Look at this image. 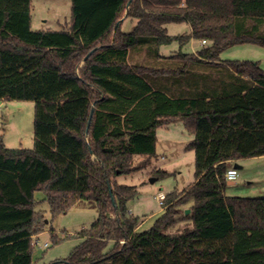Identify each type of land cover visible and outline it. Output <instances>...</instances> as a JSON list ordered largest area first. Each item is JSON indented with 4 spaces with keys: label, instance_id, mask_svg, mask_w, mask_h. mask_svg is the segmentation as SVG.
Here are the masks:
<instances>
[{
    "label": "trees",
    "instance_id": "obj_1",
    "mask_svg": "<svg viewBox=\"0 0 264 264\" xmlns=\"http://www.w3.org/2000/svg\"><path fill=\"white\" fill-rule=\"evenodd\" d=\"M33 9L0 0V100L35 103L32 149L0 135V264H35L33 239L48 224L37 192L52 219L80 202L98 212L52 264H264V198L225 195L231 162L264 157V71L220 59L233 46L264 47V0H71L60 31H34ZM171 23L190 33L172 37ZM173 40L207 44L164 56ZM177 121L194 136L195 183L167 194L139 232L127 206L137 189L117 179L148 167L157 130Z\"/></svg>",
    "mask_w": 264,
    "mask_h": 264
},
{
    "label": "rangeland",
    "instance_id": "obj_2",
    "mask_svg": "<svg viewBox=\"0 0 264 264\" xmlns=\"http://www.w3.org/2000/svg\"><path fill=\"white\" fill-rule=\"evenodd\" d=\"M33 2L36 29L60 31L59 24L65 23L66 20L70 21L71 0H33ZM134 25L131 19H127L122 30L131 32ZM167 28L172 37L183 36L189 32V26L186 23H171L167 25ZM202 47L203 45L198 40H191L183 47L177 40H173L169 45L162 46L160 52L164 56H171L179 51L194 53L193 48L199 51ZM220 59L222 61L257 62L264 71V47L259 45L246 44L230 47L220 54ZM34 109L35 103L32 101L4 103L0 110V135L4 134V144L8 148H33ZM193 138V134L188 131L183 121L159 128L156 157L152 159L149 166L117 179L119 184L133 186L137 189L136 197L127 206L129 212L140 219L139 232L151 229L161 216L163 212V206L159 201L161 195L166 196L175 190L183 191L195 183V153L188 149ZM143 160L136 158L135 163L141 165ZM236 164L242 169L238 170L239 175L234 184H227L225 195L264 198V157L242 159ZM155 170H163L169 175L158 180L151 177ZM151 179L157 180L152 183ZM35 199L40 203L36 210L44 211L48 222L46 230L33 239V246L38 241V245L33 247L35 264H52L68 258L83 241L79 234L84 230H89L97 221V210L90 203L80 202L67 214L52 219L44 194L37 192ZM184 226H186L184 222L176 224L169 229V232H174L177 228ZM56 239L58 243L55 242ZM46 244L47 247H45ZM113 248L114 243L110 242L105 252H110Z\"/></svg>",
    "mask_w": 264,
    "mask_h": 264
},
{
    "label": "built area",
    "instance_id": "obj_3",
    "mask_svg": "<svg viewBox=\"0 0 264 264\" xmlns=\"http://www.w3.org/2000/svg\"><path fill=\"white\" fill-rule=\"evenodd\" d=\"M200 43L205 46L207 44V42L205 40L200 41ZM194 53H196L197 51L193 48ZM238 170L235 168H230L227 173L225 174V178L227 182H235L238 178ZM165 200V196L161 195L159 198L160 204L163 206ZM35 245H38V241H36ZM48 245L46 244L45 247H47Z\"/></svg>",
    "mask_w": 264,
    "mask_h": 264
},
{
    "label": "crops",
    "instance_id": "obj_4",
    "mask_svg": "<svg viewBox=\"0 0 264 264\" xmlns=\"http://www.w3.org/2000/svg\"><path fill=\"white\" fill-rule=\"evenodd\" d=\"M33 6H34V2H33ZM34 8H35V6H34ZM44 22V21H43ZM46 22V21H45ZM69 21H65V23H68ZM47 23V22H46ZM61 24L62 23H60L59 25L61 26ZM32 29L34 30V31H43V30H41V29H36L35 28V16H34V9H33V14H32ZM44 31H46V30H44ZM51 31V30H50ZM189 33H190V27H189ZM7 102V100H0V110H1V108L3 107V105H4V103H6ZM263 158V157H262ZM237 162V161H236ZM236 162H231V164H230V168H234L233 166L236 164ZM242 168V167H241ZM138 231H139V229H138Z\"/></svg>",
    "mask_w": 264,
    "mask_h": 264
},
{
    "label": "water",
    "instance_id": "obj_5",
    "mask_svg": "<svg viewBox=\"0 0 264 264\" xmlns=\"http://www.w3.org/2000/svg\"><path fill=\"white\" fill-rule=\"evenodd\" d=\"M121 24V22H119L118 23V25H120ZM118 27V26H117ZM92 116H93V111L91 112V115H90V119H89V124H88V130H89V127H90V124H91V120H92ZM235 169H237V170H240V169H242L239 165H237V164H235L234 166H233ZM157 179H151V182L152 183H154L155 181H156ZM229 184H234V182H228ZM112 202H113V204L115 205V201H114V199L112 198ZM191 213V210L190 209H186L185 210V215H189ZM47 222V221H46Z\"/></svg>",
    "mask_w": 264,
    "mask_h": 264
}]
</instances>
